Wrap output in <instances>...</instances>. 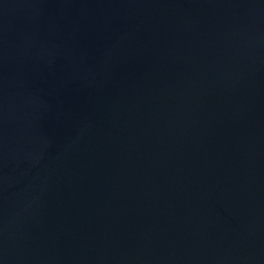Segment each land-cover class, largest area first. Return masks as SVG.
I'll list each match as a JSON object with an SVG mask.
<instances>
[{"label": "water", "instance_id": "1", "mask_svg": "<svg viewBox=\"0 0 264 264\" xmlns=\"http://www.w3.org/2000/svg\"><path fill=\"white\" fill-rule=\"evenodd\" d=\"M0 264H264V0H0Z\"/></svg>", "mask_w": 264, "mask_h": 264}]
</instances>
